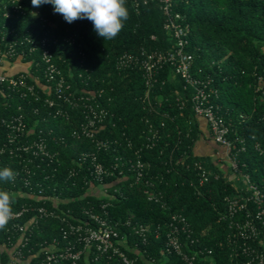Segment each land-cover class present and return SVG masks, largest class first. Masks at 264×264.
<instances>
[{"label": "trees", "instance_id": "16d2710c", "mask_svg": "<svg viewBox=\"0 0 264 264\" xmlns=\"http://www.w3.org/2000/svg\"><path fill=\"white\" fill-rule=\"evenodd\" d=\"M126 6L129 18L120 34L103 41L91 21L79 19L67 23L50 4L34 7L31 0H0V35L15 42V54L8 60L29 62L31 75L52 89L54 83L47 80L40 59L39 39L45 36L56 68L70 91L90 96L89 102L107 110L95 137L111 143L109 147L98 148L90 138L71 134L84 121L83 106L64 103L61 108L68 112L69 118L56 115V105L43 102V97L52 92L42 93L33 79L28 81L34 82L35 94L40 98L35 94L26 97L13 92L0 94V115L8 117L21 112L33 129L32 136L26 138L23 133L22 140L28 143L33 137H41L51 149L57 150L56 159L48 165L45 160L33 157L32 162L26 161L29 171H33L31 182L42 185L41 195L35 193V186H24L19 179L26 176L23 151H15L13 146L12 152L6 148L0 155V168L10 167L16 173L14 181H0V189L14 195L12 207L23 202L44 204L55 212L40 217L37 211L25 213L35 215L38 223L27 232L29 241L23 252L27 247L38 251L39 243L52 239L64 244L72 238V235L62 237V228L69 221L87 218L85 210L89 208L100 212V204L106 203L113 219L124 220L131 215L132 223L159 225V233L154 235V230L147 233L143 244L132 225L118 226L127 242H136L158 263H175L173 254L163 252V244L170 215L180 213L190 228L189 237L180 234L181 241L190 248L211 249L215 264H229L225 239L230 227L221 214L225 209L223 196L233 195L236 187L209 157L195 153V143L201 136L199 122L190 101L183 105L179 101L184 91L179 78L171 75V68L163 66L158 81L145 93L140 69L117 67V59L124 51L141 46L165 49L172 45L163 27L165 13L159 2L152 0L135 7L131 0H126ZM173 9L182 13L188 26L184 49L192 54V72L210 77L211 84L218 89L215 100L230 122L228 137L237 146H244L237 152L239 169L264 188V0H176ZM7 10L9 16L5 15ZM25 36L38 45L35 51L29 50ZM5 39L0 40L1 50L6 49ZM257 143L261 149L255 147ZM83 150L95 151L105 166L112 165L113 172L102 183L91 181L87 162L78 166L76 161ZM136 157L145 163L143 176L138 179L127 169V159ZM117 160L118 165L113 168ZM197 161L205 170L218 171L220 176L210 177L200 185ZM70 169H74V174L68 173ZM118 169L125 174L119 176ZM95 185L105 186L107 194L95 189ZM149 193L158 195L159 200L148 199ZM14 234L11 227L0 229V243L6 235L16 239ZM0 258L6 261L5 250L0 251ZM95 264H117V261L100 255Z\"/></svg>", "mask_w": 264, "mask_h": 264}, {"label": "built area", "instance_id": "2783aa9c", "mask_svg": "<svg viewBox=\"0 0 264 264\" xmlns=\"http://www.w3.org/2000/svg\"><path fill=\"white\" fill-rule=\"evenodd\" d=\"M149 1L152 0H131L135 7ZM153 1L159 2L164 10L163 27L171 38L172 45L165 49H148L141 46L133 51H124L118 57L116 65L122 69H140L146 85L145 93L158 81V73L163 66H169L171 75L179 78L184 96L183 99L179 100V96L176 99L181 101L182 105L186 100H189L194 113L205 118L212 138L224 148L226 160L231 164L233 176L223 174L233 182L236 192L233 195L223 196L225 209L221 214V218L227 221L230 227V232L225 239L229 264H264V188L253 182L249 174L241 171L237 165V152L244 146H237L235 141L228 137L230 122L226 120L220 104L215 100L218 96V89L211 84L210 77H200L192 72V54L184 49L188 26L182 13L173 9L176 0ZM5 15L9 16L10 12L7 10ZM2 39H5L4 34L0 35V40ZM24 40L30 43V51H35L38 48V45L30 37L25 36ZM46 40L45 36L39 39L40 59L43 61V71L47 80L54 83L53 88L50 89L46 84L39 83L37 76L31 75L29 62L17 60L21 65L23 64V67L13 71L5 69V62L10 61L7 57L15 54L14 39L9 42L5 39L3 42L7 45L6 49H0V94L9 95V92H13L19 97L35 94L34 82L28 81L29 78L33 79L35 84H39L42 93L52 92L49 96L43 97V102L51 106L56 105L57 108L54 111L56 115L69 118L68 112L61 108L64 103L71 107L83 106L84 121L78 128L73 129L71 134L90 138L98 148L109 147L111 143L108 139L95 137L98 124L105 118L107 110L89 102L90 96L76 95L70 91L69 84H65L64 77L56 68ZM21 54V52L18 53L19 56ZM262 91L264 92V88ZM35 97L40 98L39 94H35ZM32 131L33 129L28 126L23 113L16 112L8 117L0 115V155L6 148L12 152L11 147L13 146L15 151H23L25 155L22 160L26 176L19 179L22 180L24 186H35L37 188L35 193L41 195L42 185L36 181L35 183L31 182L33 171H29L26 161H30L33 157L35 160H45L48 165L56 159L54 155L57 150L51 149L48 142L41 137H33L28 143L25 142L26 140H22L23 133L28 138L32 136L30 134ZM255 147L261 149L258 143L255 144ZM79 160L76 162L80 167L87 162L86 167L91 181L93 179L102 183L103 178L113 172L110 169L112 165L105 166L98 159L95 151H80ZM127 160L129 162L127 169L134 173L136 179L143 176L145 163L139 157H136L135 160ZM117 165L118 160L113 162V168ZM195 165L198 169L200 185L210 177L216 179L220 176L218 171L205 170L198 161L195 162ZM73 170H68V173L74 174ZM117 173L119 176L125 174L122 169H118ZM238 179H240V183L236 182ZM94 188L107 194L105 186L99 188L95 185ZM148 199L158 201L159 196L149 193ZM105 205L106 203L100 204V212L91 210V208L86 209L87 218H76L69 221L67 226L62 228V237L72 235V238L66 239L64 244L59 245L56 239H52L44 244L39 243V249L35 252L30 247L25 248L26 252H23V247L29 241L27 232L38 223L35 215L27 216L25 213L37 211L40 217L52 216L55 212L48 210L44 204L35 206V204L23 202L18 207H12L13 217L9 220L7 229L8 227L13 229L16 239H11V235H6V239L0 243V251L5 250L7 255L4 262L0 258V264L15 262L18 264H62L65 261L69 264H95L100 255L105 256L107 260L112 257L116 258L117 264H163L156 262L136 242L132 244L127 242L125 235L118 229L120 224L132 225L135 232L141 235L142 239L140 240L143 244L146 242L147 233L153 230L154 235L159 233V225L132 223L131 215L124 220L113 219L109 216ZM189 230V223L183 215L180 213L170 215L165 231L163 252L175 256V263L171 264H215L210 255L211 249L190 248L189 244L181 241L180 234L184 233L187 238ZM189 240L191 243L193 242L192 239Z\"/></svg>", "mask_w": 264, "mask_h": 264}, {"label": "clouds", "instance_id": "9594fccd", "mask_svg": "<svg viewBox=\"0 0 264 264\" xmlns=\"http://www.w3.org/2000/svg\"><path fill=\"white\" fill-rule=\"evenodd\" d=\"M31 4L34 7L52 5L54 12L62 15L67 23L79 19L91 21L94 31L103 41L115 39L129 18L126 0H31ZM15 176L10 167L0 168V181H14ZM14 202L13 193L0 189V229L6 228L12 219Z\"/></svg>", "mask_w": 264, "mask_h": 264}, {"label": "crops", "instance_id": "0c3cea01", "mask_svg": "<svg viewBox=\"0 0 264 264\" xmlns=\"http://www.w3.org/2000/svg\"><path fill=\"white\" fill-rule=\"evenodd\" d=\"M4 66L6 67V70L13 71L16 68L23 67V64L21 65V63L17 61H15L14 63L6 61ZM196 116L199 122L201 136L195 143V153L201 156L209 157L218 167L222 164V162H225L226 160L224 148L212 138L205 118L201 115ZM232 176L233 174H230V177Z\"/></svg>", "mask_w": 264, "mask_h": 264}, {"label": "rangeland", "instance_id": "374dc122", "mask_svg": "<svg viewBox=\"0 0 264 264\" xmlns=\"http://www.w3.org/2000/svg\"><path fill=\"white\" fill-rule=\"evenodd\" d=\"M225 159H226V157H225ZM216 168H217V170L224 171L227 174H232L231 164L227 160H225V162H222V164ZM236 182L240 183V179H238Z\"/></svg>", "mask_w": 264, "mask_h": 264}]
</instances>
